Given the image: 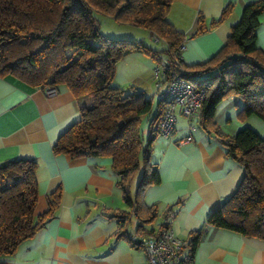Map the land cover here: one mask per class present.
I'll list each match as a JSON object with an SVG mask.
<instances>
[{
    "label": "trees",
    "instance_id": "trees-1",
    "mask_svg": "<svg viewBox=\"0 0 264 264\" xmlns=\"http://www.w3.org/2000/svg\"><path fill=\"white\" fill-rule=\"evenodd\" d=\"M173 0H0V76H12L36 87L61 85L77 99L82 118L63 132L54 144L56 153L73 158H113L112 169L123 199L137 213L138 237L154 236L171 226L166 219L158 231L148 229L159 214L158 205H147V188L161 181L151 162L153 144L161 135L160 123L167 102L148 97L134 85L115 80L117 63L127 54L143 50L164 52L176 58L185 40L167 18ZM232 9L226 5L219 18L205 25L198 17L196 33L223 22ZM264 0L245 5L241 19L232 27L221 50L208 61L188 65L186 78L197 89L205 88L199 121L218 133L228 156L243 168L237 190L212 210L206 223L246 236L264 239V135L246 126L227 134L214 121L218 105L230 95L243 100L240 117L256 115L264 121V50L258 45V29ZM147 28L166 45L149 47L135 40L112 38L101 31V16ZM154 106H156L154 112ZM148 116V136L142 134ZM37 162L15 158L0 164V258L16 252L56 216L64 189L60 185L47 194V211L36 214L39 187ZM118 234L126 236L130 215L118 212ZM136 244L142 242L132 240ZM200 235L191 239L194 252Z\"/></svg>",
    "mask_w": 264,
    "mask_h": 264
},
{
    "label": "crops",
    "instance_id": "crops-1",
    "mask_svg": "<svg viewBox=\"0 0 264 264\" xmlns=\"http://www.w3.org/2000/svg\"><path fill=\"white\" fill-rule=\"evenodd\" d=\"M251 1L254 0H173L167 18L186 35L184 62L204 63L218 53ZM229 4L232 9L223 22L196 33L200 15L209 26ZM165 45L163 41L157 49ZM258 45L264 50V14L258 29ZM143 53L149 55L144 54L152 76L154 53ZM143 72L134 62L119 60L115 80L119 85L140 89L138 83L145 81ZM47 86L36 87L12 76H0V164L15 158H32L37 162L36 214L47 211L49 192L60 185L64 189L56 216L24 240L15 253L0 258V264H145L143 246L130 237L139 238V219L117 185L113 158H73L54 151L60 135L82 118L80 105L90 100L77 99L63 85L49 95ZM159 90L163 92L165 87ZM242 107L241 97L230 95L218 105L214 121L230 135L246 126L264 135V121L256 115L242 119ZM199 117L193 119L194 128L190 131L189 121L179 114L178 131L172 139L160 135L153 144L150 160L158 167L161 181L147 188L144 200L149 206L158 205L159 214L146 227L158 231L168 219L175 234L185 241L180 264H264V239L206 223L209 213L237 190L244 168L227 155L220 135L201 125ZM147 122L149 125L148 119ZM188 133H192L193 140L179 144L177 140ZM121 210L130 215L126 236L118 234L117 214ZM198 234L200 241L192 252L190 242Z\"/></svg>",
    "mask_w": 264,
    "mask_h": 264
},
{
    "label": "built area",
    "instance_id": "built-area-1",
    "mask_svg": "<svg viewBox=\"0 0 264 264\" xmlns=\"http://www.w3.org/2000/svg\"><path fill=\"white\" fill-rule=\"evenodd\" d=\"M157 41L158 38H156ZM186 44L183 42L179 48L178 56L173 58L164 52L154 54L157 65L153 71V78L160 99L167 102L163 119L160 123L161 135L172 139L178 131V115L181 114L189 121V130L194 128L193 119L200 116L202 101L205 98L206 89H197L186 78L187 69L182 63ZM164 85L165 90L159 88ZM46 90L49 95L57 92V88L48 85ZM193 140L192 133L178 139L179 144H185ZM135 240L134 235L130 236ZM146 255L145 264H180L181 249L185 241L180 239L171 226L163 228L157 235L146 236L141 239Z\"/></svg>",
    "mask_w": 264,
    "mask_h": 264
},
{
    "label": "rangeland",
    "instance_id": "rangeland-1",
    "mask_svg": "<svg viewBox=\"0 0 264 264\" xmlns=\"http://www.w3.org/2000/svg\"><path fill=\"white\" fill-rule=\"evenodd\" d=\"M101 31L105 35L112 38L135 40L137 42L144 43L149 47H153L156 49L159 48L161 43H163L162 39H160L161 42H157L156 38L153 37V35L150 33V31L147 28L141 26L133 27L132 25H130V23L119 22L115 20L112 16H108V15L101 16ZM141 54L143 55L146 54V56H149L147 55V53H143V51ZM141 54L137 52L135 53L132 52L129 55H125L120 60L122 61L124 59L130 62H134V64H137L140 69L144 70L143 79H145V81L141 80V82L138 83V87L140 88V90H145L146 95L148 97H153L154 102L157 104L159 93L157 91L153 75L151 76L150 72L147 71V65H149V59L146 58L145 55L143 56ZM123 62H124L123 66H125V61ZM155 63H156L155 64L156 67L157 65L156 59H155ZM161 87H165V86L162 85ZM154 108L156 109V106ZM147 119L148 116L143 117L142 134L144 138H147L148 136Z\"/></svg>",
    "mask_w": 264,
    "mask_h": 264
},
{
    "label": "water",
    "instance_id": "water-1",
    "mask_svg": "<svg viewBox=\"0 0 264 264\" xmlns=\"http://www.w3.org/2000/svg\"><path fill=\"white\" fill-rule=\"evenodd\" d=\"M137 240L140 242L141 241V238L139 237Z\"/></svg>",
    "mask_w": 264,
    "mask_h": 264
}]
</instances>
